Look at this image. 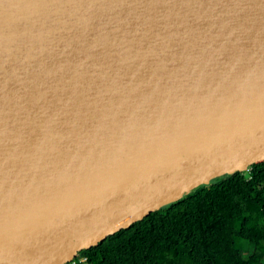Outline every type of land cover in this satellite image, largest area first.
Listing matches in <instances>:
<instances>
[{
	"label": "water",
	"instance_id": "1",
	"mask_svg": "<svg viewBox=\"0 0 264 264\" xmlns=\"http://www.w3.org/2000/svg\"><path fill=\"white\" fill-rule=\"evenodd\" d=\"M264 162V0H0V264H66Z\"/></svg>",
	"mask_w": 264,
	"mask_h": 264
},
{
	"label": "trees",
	"instance_id": "2",
	"mask_svg": "<svg viewBox=\"0 0 264 264\" xmlns=\"http://www.w3.org/2000/svg\"><path fill=\"white\" fill-rule=\"evenodd\" d=\"M78 256L87 264H264V162L213 179Z\"/></svg>",
	"mask_w": 264,
	"mask_h": 264
},
{
	"label": "built area",
	"instance_id": "3",
	"mask_svg": "<svg viewBox=\"0 0 264 264\" xmlns=\"http://www.w3.org/2000/svg\"><path fill=\"white\" fill-rule=\"evenodd\" d=\"M87 262H88V259L86 256L77 255L75 258H73L71 261L67 262L66 264H87Z\"/></svg>",
	"mask_w": 264,
	"mask_h": 264
},
{
	"label": "rangeland",
	"instance_id": "4",
	"mask_svg": "<svg viewBox=\"0 0 264 264\" xmlns=\"http://www.w3.org/2000/svg\"><path fill=\"white\" fill-rule=\"evenodd\" d=\"M255 212H258V209L257 208H254L253 209ZM253 264H261L259 261H255Z\"/></svg>",
	"mask_w": 264,
	"mask_h": 264
}]
</instances>
